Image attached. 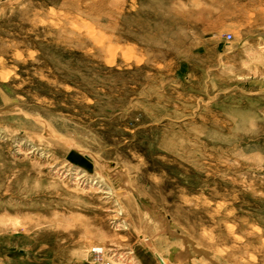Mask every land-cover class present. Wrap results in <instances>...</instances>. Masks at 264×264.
Instances as JSON below:
<instances>
[{"label":"rangeland","instance_id":"obj_1","mask_svg":"<svg viewBox=\"0 0 264 264\" xmlns=\"http://www.w3.org/2000/svg\"><path fill=\"white\" fill-rule=\"evenodd\" d=\"M174 244L264 264V0H0V264Z\"/></svg>","mask_w":264,"mask_h":264},{"label":"bare ground","instance_id":"obj_2","mask_svg":"<svg viewBox=\"0 0 264 264\" xmlns=\"http://www.w3.org/2000/svg\"><path fill=\"white\" fill-rule=\"evenodd\" d=\"M173 247H177L178 249H179V251H180V254L181 253H184V251H183V248L184 247H182V248H180L179 246H178V244H174V246ZM172 247V248H173ZM171 248V249H172ZM170 249V250H171ZM180 254H178L177 256H176V260L175 261H171L172 262V264H179L178 262H180L181 263V261H180ZM184 254H187V259H190L192 256H193V253H192V251H189V252H187V253H184ZM169 255H170V253H169ZM169 255H168V258H169ZM170 260V259H169ZM185 260V259H184Z\"/></svg>","mask_w":264,"mask_h":264},{"label":"water","instance_id":"obj_3","mask_svg":"<svg viewBox=\"0 0 264 264\" xmlns=\"http://www.w3.org/2000/svg\"><path fill=\"white\" fill-rule=\"evenodd\" d=\"M171 235H175V234H172ZM180 254V251L177 247H173L171 250H170V255H169V259L170 261H175L176 260V256ZM180 257L182 258H185L187 257V254H184V253H181L180 254Z\"/></svg>","mask_w":264,"mask_h":264},{"label":"built area","instance_id":"obj_4","mask_svg":"<svg viewBox=\"0 0 264 264\" xmlns=\"http://www.w3.org/2000/svg\"><path fill=\"white\" fill-rule=\"evenodd\" d=\"M228 39L231 40L232 39V36L231 35H228Z\"/></svg>","mask_w":264,"mask_h":264}]
</instances>
